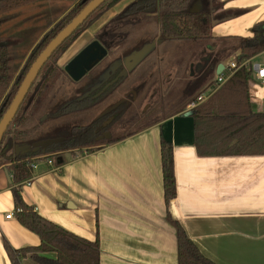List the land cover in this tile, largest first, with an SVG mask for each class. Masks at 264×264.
<instances>
[{"label": "crops", "instance_id": "obj_1", "mask_svg": "<svg viewBox=\"0 0 264 264\" xmlns=\"http://www.w3.org/2000/svg\"><path fill=\"white\" fill-rule=\"evenodd\" d=\"M131 1H122L105 20ZM210 1L205 0L204 7L212 19L213 14L233 13L211 25L216 38H252L255 25L264 21V0ZM213 1L220 7L214 9ZM44 2L69 7L33 44L18 72L44 34L76 4V0H40L18 11ZM4 19L0 34L8 23ZM239 54L222 64L237 62ZM259 58L264 60V52L249 60L260 63ZM253 81L252 106L258 103L263 110L258 113H264V84ZM166 109L164 120L120 142L86 155L79 150L46 155L53 165L37 160L30 185H21L23 201L70 234L88 242L98 240L100 264H178L177 231L168 214L214 263L264 264V155L201 157L195 147L193 117L174 107ZM163 141L172 145L174 154L177 197L169 205ZM14 188L11 168L1 167L0 264H12L6 244L14 250L41 246L40 237L18 220ZM9 214L14 217L7 219ZM23 264L35 263L25 259Z\"/></svg>", "mask_w": 264, "mask_h": 264}, {"label": "trees", "instance_id": "obj_2", "mask_svg": "<svg viewBox=\"0 0 264 264\" xmlns=\"http://www.w3.org/2000/svg\"><path fill=\"white\" fill-rule=\"evenodd\" d=\"M39 1L0 0V17L14 13ZM90 1L76 0L72 10L54 24L36 44L19 72L13 68L12 56L15 37H0V121L15 98L32 64L48 44ZM119 1L121 0H108L56 51L42 69L2 140L0 145V168L5 166L11 168L13 184L15 185L13 192L16 215L24 227L37 234L41 239V246L27 247L20 250H14L6 244V250L12 264H23L25 259H30L35 264L101 263L98 240L88 242L70 234L41 217L33 207L27 206L23 201L21 185L34 175L32 165L36 163L38 157L60 154L65 151L79 150L83 152L84 149L92 153L102 145L120 142L164 120L166 116L163 114L166 113L167 107L176 109L187 100L194 101L203 92V90H200L203 89L202 79H190L185 81L178 89L176 96V90L167 92L169 94L167 99H173L172 101L176 102V105H171V102H166V98L159 97L158 100L153 101L154 103L152 102L149 110L143 114L129 108V102L132 100L126 98L113 111L105 112L94 120L88 121V115L92 114L99 104L91 96L68 104L50 120L44 118L58 97L59 87L65 86L70 81L66 75L67 73L55 66L56 61L86 29L92 19L101 15L108 5H115ZM196 1L198 0L154 1L152 6L157 7V16L142 15L140 19L129 24L122 46L129 48L137 38L144 39L150 34L156 36L157 46H162V49H164L160 51L164 52V56L168 54L166 62L161 65V68L163 66H175L177 69L176 78L178 79L187 74L191 63L190 58L203 48L216 47L214 60H212L209 67V70L212 71H216L217 64L230 59L238 52H240L239 56L236 57L238 63L253 59L264 52V21L255 25L252 38L247 39L236 36L216 38L212 35L211 11L204 8L199 14H190V9ZM200 1L203 4L205 2V0ZM209 1L207 0V2ZM150 59H145V62L143 61L133 73V75L137 74L144 82L153 76L152 72L156 68L155 62H152L155 58L150 57ZM46 72L48 74L43 78ZM252 77V71L241 68L208 101L192 110L195 147L199 156L264 155V113H258L253 109L250 95ZM89 80L90 78L87 76L80 83ZM137 80L138 78L125 80L126 82L123 85L133 86ZM212 83L210 82V84ZM145 87L144 85L141 88V92L146 89ZM110 93L112 94L111 91ZM117 111H119L120 117L115 123L119 125L120 129L138 127V130L128 135L113 133L109 140L98 141L97 138L100 134L96 132L99 125L108 115ZM140 127H142V130L139 129ZM57 138H64V141L51 146L47 150H41L37 154L30 153L15 156L16 146L32 145L39 141ZM58 158H61V156H58ZM162 165L165 198L169 205L170 201L177 197V193L173 147L166 141L162 142ZM18 210H22V212H17ZM168 220L177 231L178 264H216L199 250L184 227L179 222L174 221L170 214H168Z\"/></svg>", "mask_w": 264, "mask_h": 264}, {"label": "rangeland", "instance_id": "obj_3", "mask_svg": "<svg viewBox=\"0 0 264 264\" xmlns=\"http://www.w3.org/2000/svg\"><path fill=\"white\" fill-rule=\"evenodd\" d=\"M68 7L69 6L66 3L60 5L54 4L53 6L52 5L47 6L46 3L44 2V3L36 4L35 6L27 7L22 11H18L12 14H7L0 17V20H3L5 18L4 21L8 22L5 28L1 29L4 30L5 32L4 34H0V37L1 36L15 37L13 56H12L13 68L15 71H18L24 57L27 55L28 51L31 49V47L37 41V39L42 35L43 32H45L53 23H55L59 19L60 15L64 13L68 9ZM217 7L219 8L220 4L214 3V9H216ZM103 15L104 12L101 13V15H98V17H96L95 19L100 18ZM232 15H233L232 12H227V13L221 12V14L219 15L213 14L214 19H212L211 24L216 23L221 18L225 19L228 16H232ZM106 17L107 16L102 17L101 20H99L98 23H96V25L90 31L88 32L86 31L77 41H75V43L71 45L67 53L61 58L59 62L60 66L64 67L67 64V62H69V60L80 49H82V47L88 44L95 37L96 34L95 32L102 27ZM146 41H150V39H147ZM130 54L132 53L127 52L114 56L111 59V61L108 62L109 63L108 66L103 68L102 71L99 73L100 75L98 78V83L93 84V86L86 85L87 82H82V83L68 82L65 86H60L58 89V93H59L58 97L56 98L53 107L47 111L44 118H47L48 120L54 118L68 104L78 101L81 98L85 97L87 94H89L92 91L94 86H98L100 83L104 82L105 79H107V77L110 74L109 66L116 60V58L119 57V62L123 63L125 58L128 57ZM209 55L211 56V60H214L213 58L215 57V50L212 51L209 48L206 49L203 48L199 50L193 57L190 58V62H191L190 68L187 70V74H185V76L181 77L180 79L176 78L177 69L174 68V66H165V67L163 66L158 73L156 72L155 76L157 78H153L148 83L146 89L141 93V96L139 97V101L141 102L136 103L134 106L135 108L132 107L131 109L137 111V113L139 114L144 113L147 104L152 103V100H150V97L152 95L153 97L158 95L159 97H164L167 99V97L169 96L167 92L169 90L170 91L176 90L175 91V96H176L178 89L183 85L185 81L190 79L191 80L202 79L203 87L208 86L210 82L216 81L218 76L216 71L209 70L210 63L203 61V59L209 57ZM257 62L263 64L264 60L263 58H259L257 59ZM198 64H201L203 67L200 68L199 72H197ZM253 80L254 77H252V82H254ZM179 82L181 85L178 84ZM138 86L139 84L135 86L134 90ZM131 87L132 85H127V84H125L123 87L122 86L119 87L116 92L109 95L106 99H104V101H102L97 105L94 112L88 115L89 117L88 121L94 120L98 116H101L102 114L107 112L109 108H113L114 106H117L119 103L125 100L126 95L127 97H130L129 94L132 90ZM205 88L200 90L204 91ZM137 92L138 93L141 92V89H137ZM148 95L151 96L147 97ZM172 100L173 99H167L166 102L168 103L171 102L170 103L171 105L173 104L176 105V102ZM190 102L191 99L185 101L179 107H177L175 111H185L188 108ZM253 109L256 112L263 111V110H259L261 108L258 107V103L256 104L255 107H253ZM167 112L169 111L166 110V113ZM116 128L113 129V133L115 132L114 134H123V135H128L138 130V127L125 128L123 130ZM139 129L142 130V127H140Z\"/></svg>", "mask_w": 264, "mask_h": 264}, {"label": "flooded vegetation", "instance_id": "obj_4", "mask_svg": "<svg viewBox=\"0 0 264 264\" xmlns=\"http://www.w3.org/2000/svg\"><path fill=\"white\" fill-rule=\"evenodd\" d=\"M122 1H124V0H121L112 6L108 5V7L105 9L106 12L104 11L103 16H106L105 14L108 15L109 13L113 14L114 9L117 8V6ZM154 1H157V0H133L130 3H128L119 12H117V14H115L113 17L105 20L102 27L95 32L96 33L95 37L88 44H86L84 47H82V49H80L69 60V62H67V64L64 67L60 66L59 62H60L61 58L67 53V51L69 50L71 45L73 43H75V41H77L86 31L87 32L90 31L103 16H101L100 18H97V19H92L89 22L86 29L75 39V41L68 47V49L56 61L55 66L58 67L59 69L63 70L64 73L65 72L67 73L66 75L70 79L69 82L80 83V81H82L84 78L89 76L90 80L86 83V85H92L93 86V84L98 83V78L100 75L99 73L102 71L103 68L108 66V64H109L108 62H110L114 56H117L118 54H121V53H127V52L132 53L128 57L125 58L123 63L119 62V57L116 58V60L109 66L110 74L107 77V79H105V81L100 83L98 86H94L92 91L89 94H87L85 97L81 98L80 100L92 96V98L96 99L98 101V103H101L102 101H104V99H106L111 94V93L109 94L110 91L112 93H114L118 90L119 87H121V86L123 87L124 86L123 83L126 82L127 80H129L131 78H135V79L138 78V80L135 81L134 85L131 88L132 89L130 92L131 95L129 94L130 97H127V95H126L125 99L130 98L132 100L129 102L130 103L129 108H132L135 106L136 103L141 102V101H139V97L141 96L142 92L138 93L137 89L143 88L144 87L143 85H145L147 87L148 83L153 78H157L154 73L155 72L158 73L160 71L161 65H163L164 62H166V57L168 54L166 56H164V52L160 51V50H164V49H162V46L161 47L157 46V44H156V38L157 37L152 35V34H150L148 37L144 38L146 40L150 39V41H146L143 38H137V40L129 48H125L124 46H122V43L124 41V35L127 32V29L129 28V24L140 19L142 15L153 16V17L157 16L158 9L155 6H152ZM201 4H202V10H201V12H202L205 7H204V4L202 2H201ZM91 45H93V47H92L91 51L89 52V54L87 55L86 59L82 60L81 66H83V65L91 66L93 64L94 65L90 70L84 69V67H79L81 70L83 69L86 71H85L84 77L81 80H79L78 82H76L71 78L67 69L69 68L70 64L73 61H75L78 57H80L81 53ZM149 48H150V51L146 55V57L136 67H134L131 71H127V73L123 75V73L126 71L127 59L130 56L137 55L140 52H142L143 50H146ZM156 50H157V52H156ZM103 55H104V57H102ZM150 57L155 58L152 61V62H155V64H156V66H155L156 68H154V70L152 72V75L154 77L151 76L150 79H147L146 82H144L143 80L140 79L139 76H137V74L133 75V73L137 70L139 65H141L145 59L151 60ZM78 69L73 68V70H71V71H73V73H75V74H78ZM80 72H82V71H80ZM47 74H48V72L45 73V76L43 78H45ZM137 84H139V86L136 87V89L134 90V88ZM150 96L151 95H148L147 97H150ZM158 98H159L158 95L155 97H153V95H152L150 97V100H152V102L153 101L155 102L156 100H158ZM151 105H152V103L147 104V106L145 107L146 109L144 110V113H146L149 110ZM115 107H118V105L114 106L113 108H109V110L107 112L113 111L115 109ZM119 117H120L119 111H117L115 113H111L110 115H108L107 118L104 121H102V123L98 127V130L96 132V133L100 134V136L98 138L105 136L107 133H110L111 137H112L113 129H115L117 126H118L117 128L120 129L119 125L118 124L116 125V123H115ZM110 120H112V122L105 129L101 130L102 126H104Z\"/></svg>", "mask_w": 264, "mask_h": 264}, {"label": "water", "instance_id": "obj_5", "mask_svg": "<svg viewBox=\"0 0 264 264\" xmlns=\"http://www.w3.org/2000/svg\"><path fill=\"white\" fill-rule=\"evenodd\" d=\"M108 0H91L83 10L48 44V46L42 51L39 57L35 60V62L30 67L29 71L27 72L24 80L22 81L15 98L13 99L12 103L10 104L7 112L4 114L3 118L0 121V145L2 140L13 123L17 113L19 112L23 102L25 101L27 95L31 91L34 83L38 79L42 69L44 66L49 62L52 56L56 53V51L64 45L89 19L90 17L101 7L103 6ZM202 4L201 1H196L190 9V14L196 15L201 13ZM214 26V24H212ZM94 45V44H93ZM93 45L89 46L84 50L80 57H78L75 61H73L69 68L67 69L68 73L70 74L71 78L78 82L84 77L86 70H81L79 67H84V69L90 70L93 65H83L81 66L82 60H85L89 52L91 51ZM150 48L143 50L137 55L130 56L127 59L126 71L123 73L126 74L127 71H131L134 67H136L149 53ZM104 57V55L102 56ZM101 59V58H100ZM99 60V59H98ZM207 63L212 62L211 56L203 59ZM87 67V68H86ZM224 64L220 63L217 67L216 73L219 75L224 70ZM74 69H78V74L73 73ZM200 68H203L201 64H198L197 72L200 71ZM82 71V72H80ZM188 115L192 116V113H188ZM113 120V119H112ZM112 120L108 121L104 126H102L101 130L105 129ZM109 140L111 138V134L107 133L105 136L98 138L99 141L103 139ZM64 141L63 138L58 139H49L36 142L32 145H24V146H16L15 147V156L18 157L20 155H27L30 153L37 154L41 150H47L51 146L55 144L62 143Z\"/></svg>", "mask_w": 264, "mask_h": 264}, {"label": "built area", "instance_id": "obj_6", "mask_svg": "<svg viewBox=\"0 0 264 264\" xmlns=\"http://www.w3.org/2000/svg\"><path fill=\"white\" fill-rule=\"evenodd\" d=\"M241 68H247L252 71L253 77L258 81L264 84V64L262 63H253L252 60H243L241 63L236 61L229 63L224 67V70L217 76V80L212 84H209L205 90L192 102L189 103L188 108L185 110L187 113H192V110L197 106L208 101L220 88L225 85L228 80L234 75L235 72ZM83 153L86 155L87 151L84 150ZM38 161L46 160L49 165H53V161L50 160L46 155L40 156L37 158ZM37 165H32L33 169H36ZM30 185V181H25L22 185ZM17 212H22L18 210ZM14 217V214H9L6 218L11 219Z\"/></svg>", "mask_w": 264, "mask_h": 264}]
</instances>
